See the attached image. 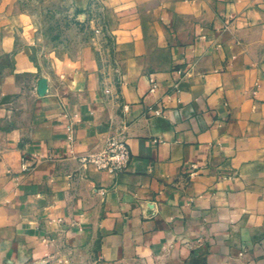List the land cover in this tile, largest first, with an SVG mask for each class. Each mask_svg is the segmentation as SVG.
<instances>
[{
	"label": "crops",
	"instance_id": "crops-1",
	"mask_svg": "<svg viewBox=\"0 0 264 264\" xmlns=\"http://www.w3.org/2000/svg\"><path fill=\"white\" fill-rule=\"evenodd\" d=\"M0 264H264V0H0Z\"/></svg>",
	"mask_w": 264,
	"mask_h": 264
},
{
	"label": "built area",
	"instance_id": "built-area-1",
	"mask_svg": "<svg viewBox=\"0 0 264 264\" xmlns=\"http://www.w3.org/2000/svg\"><path fill=\"white\" fill-rule=\"evenodd\" d=\"M86 23L94 36H100L104 30V21L96 13L87 16L80 20V23ZM155 84L152 85L151 90ZM105 93H110L109 88H104ZM125 106V105H124ZM123 106V107H124ZM130 150L126 141L123 129L118 130L114 134L106 137L100 148L94 152L80 157L82 166L93 164L96 168L101 170H108L113 173L124 171L130 161ZM27 165L24 159L21 160V169L26 170Z\"/></svg>",
	"mask_w": 264,
	"mask_h": 264
}]
</instances>
